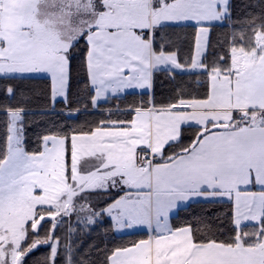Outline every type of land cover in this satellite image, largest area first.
<instances>
[{
    "label": "snow or ice",
    "instance_id": "obj_1",
    "mask_svg": "<svg viewBox=\"0 0 264 264\" xmlns=\"http://www.w3.org/2000/svg\"><path fill=\"white\" fill-rule=\"evenodd\" d=\"M0 264H264V0H0Z\"/></svg>",
    "mask_w": 264,
    "mask_h": 264
}]
</instances>
